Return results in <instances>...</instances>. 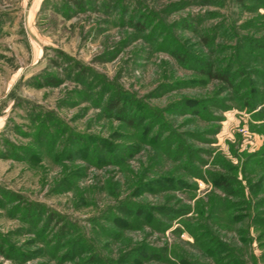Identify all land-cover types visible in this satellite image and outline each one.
I'll return each instance as SVG.
<instances>
[{
	"label": "rangeland",
	"instance_id": "obj_1",
	"mask_svg": "<svg viewBox=\"0 0 264 264\" xmlns=\"http://www.w3.org/2000/svg\"><path fill=\"white\" fill-rule=\"evenodd\" d=\"M0 264H264V0H0Z\"/></svg>",
	"mask_w": 264,
	"mask_h": 264
},
{
	"label": "trees",
	"instance_id": "obj_2",
	"mask_svg": "<svg viewBox=\"0 0 264 264\" xmlns=\"http://www.w3.org/2000/svg\"><path fill=\"white\" fill-rule=\"evenodd\" d=\"M74 1V0H73ZM215 76H220V77H222V79H224V80H229V77H227V75H225V74H222V73H220V71H217V73L215 74ZM229 82V81H228ZM110 106H117L116 105V103L115 102H113V100L111 99V101H110ZM119 110H120V107H119Z\"/></svg>",
	"mask_w": 264,
	"mask_h": 264
}]
</instances>
